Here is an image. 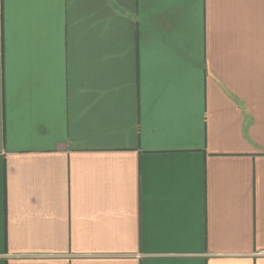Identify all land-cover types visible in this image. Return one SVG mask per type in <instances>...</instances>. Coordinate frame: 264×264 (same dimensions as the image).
<instances>
[{
	"label": "crops",
	"instance_id": "0c3cea01",
	"mask_svg": "<svg viewBox=\"0 0 264 264\" xmlns=\"http://www.w3.org/2000/svg\"><path fill=\"white\" fill-rule=\"evenodd\" d=\"M0 264H264V0H0Z\"/></svg>",
	"mask_w": 264,
	"mask_h": 264
}]
</instances>
